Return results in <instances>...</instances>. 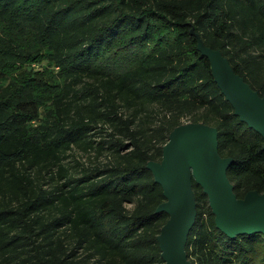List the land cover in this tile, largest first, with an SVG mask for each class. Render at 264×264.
<instances>
[{"label": "trees", "instance_id": "trees-1", "mask_svg": "<svg viewBox=\"0 0 264 264\" xmlns=\"http://www.w3.org/2000/svg\"><path fill=\"white\" fill-rule=\"evenodd\" d=\"M197 34L264 96V0H0V264H166L148 163L184 123L217 127L239 198L264 192V136ZM193 185V264H264V233L228 235Z\"/></svg>", "mask_w": 264, "mask_h": 264}, {"label": "water", "instance_id": "water-1", "mask_svg": "<svg viewBox=\"0 0 264 264\" xmlns=\"http://www.w3.org/2000/svg\"><path fill=\"white\" fill-rule=\"evenodd\" d=\"M198 48L210 59L215 79L235 113L264 136V96L235 72L220 50L206 46L200 37ZM233 163L232 158L219 153L217 127L204 122L177 126L164 146L163 159L149 161L148 167L163 186L166 197L158 210L170 215L158 236L166 264H193L186 246L197 219L194 179L208 195L221 230L232 237L264 233V192L252 190L239 198L228 177Z\"/></svg>", "mask_w": 264, "mask_h": 264}, {"label": "rangeland", "instance_id": "rangeland-1", "mask_svg": "<svg viewBox=\"0 0 264 264\" xmlns=\"http://www.w3.org/2000/svg\"><path fill=\"white\" fill-rule=\"evenodd\" d=\"M30 61H32V63L28 61L29 63H26L24 66H22V68L27 69L28 71H32V70L35 71L41 68V63L36 62V60L33 59Z\"/></svg>", "mask_w": 264, "mask_h": 264}]
</instances>
